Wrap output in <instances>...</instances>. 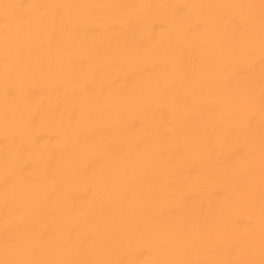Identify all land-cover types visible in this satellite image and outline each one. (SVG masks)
<instances>
[{"label": "bare ground", "instance_id": "bare-ground-1", "mask_svg": "<svg viewBox=\"0 0 264 264\" xmlns=\"http://www.w3.org/2000/svg\"><path fill=\"white\" fill-rule=\"evenodd\" d=\"M0 264H264V0H0Z\"/></svg>", "mask_w": 264, "mask_h": 264}]
</instances>
